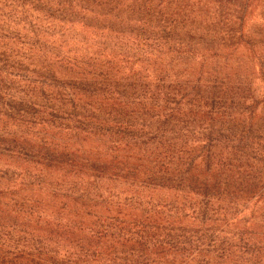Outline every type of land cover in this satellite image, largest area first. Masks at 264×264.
Masks as SVG:
<instances>
[{"label":"trees","instance_id":"trees-1","mask_svg":"<svg viewBox=\"0 0 264 264\" xmlns=\"http://www.w3.org/2000/svg\"><path fill=\"white\" fill-rule=\"evenodd\" d=\"M8 224L0 264H264V0H0Z\"/></svg>","mask_w":264,"mask_h":264},{"label":"rangeland","instance_id":"rangeland-1","mask_svg":"<svg viewBox=\"0 0 264 264\" xmlns=\"http://www.w3.org/2000/svg\"><path fill=\"white\" fill-rule=\"evenodd\" d=\"M174 3H175V1H174ZM210 14H211V10H209L208 11ZM209 13H207L208 14V16H211ZM249 22H253V18H255V16L254 15H251V16H249ZM253 24V23H252ZM189 63H191V64H198L199 63V60H195V59H191L190 61H189ZM227 63H229V62H227ZM186 65V64H185ZM229 66H231V64L229 63ZM166 74V76L167 77H170V74L169 73H167V72H165ZM164 74V73H163ZM246 74H247V70L243 73H240L239 74V76L241 77V78H246L247 76H246ZM250 79L252 78V76H250L249 77ZM170 78H167L166 80L168 81ZM189 80L191 81V80H193V76L191 75L190 77H189ZM261 88H262V85L261 86H258L257 87V90L258 91H260L261 90ZM195 91L196 90H190L187 94H188V96L190 97V98H193V96H194V94H195ZM184 92L185 91H183L182 93L184 94ZM206 92H208V91H206ZM238 93L239 92H237L233 97H232V99H230V100H228L227 99V96H225V97H223L222 99V102H224V103H229V102H242L243 101V99L242 98H240V99H238ZM254 93V91L253 92H251V93H247L246 94V96H247V100L246 101H248V97L249 98H253V94ZM259 94V93H258ZM211 95V94H210ZM216 95V94H215ZM205 98V97H204ZM260 98L261 97H255V100L254 101H258L259 102V100H260ZM258 105H260V103L258 104ZM231 106H233V105H231ZM233 108H235L234 106H233ZM236 109V108H235ZM194 129H197V127L199 126L197 123H196V121L194 122V124H192L191 125ZM15 227H16V225H15ZM19 228H13V227H10L9 226V224L6 226V227H4V228H2V230H0V233L2 234V238L3 239H5L4 238V236H6L7 237V240L8 239H14L15 240V242H14V244H13V246H17V248H22V246H25L26 244H27V247H28V249H26L25 250V253L26 254H29V251L31 250L32 252H33V254H36L37 253V250H38V246H40V244H39V239L35 236V234H33V233H19ZM4 235V236H3ZM11 239V240H12ZM34 241H35V243H34Z\"/></svg>","mask_w":264,"mask_h":264}]
</instances>
